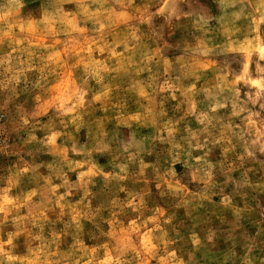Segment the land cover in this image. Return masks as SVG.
<instances>
[{"label": "clouds", "instance_id": "9594fccd", "mask_svg": "<svg viewBox=\"0 0 264 264\" xmlns=\"http://www.w3.org/2000/svg\"><path fill=\"white\" fill-rule=\"evenodd\" d=\"M0 264H264V0H0Z\"/></svg>", "mask_w": 264, "mask_h": 264}]
</instances>
